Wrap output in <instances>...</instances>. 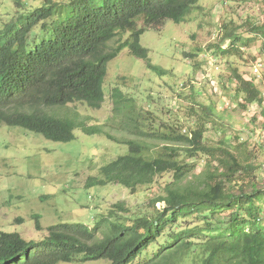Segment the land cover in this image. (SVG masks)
<instances>
[{
    "label": "trees",
    "instance_id": "trees-1",
    "mask_svg": "<svg viewBox=\"0 0 264 264\" xmlns=\"http://www.w3.org/2000/svg\"><path fill=\"white\" fill-rule=\"evenodd\" d=\"M199 2L45 0L28 16L21 14L0 30V127H21L55 142H70L81 129L88 135L105 133L109 139L127 144L129 154L103 166L102 178H89L88 186L117 184L135 194L141 187L154 185L159 177L171 175L173 179L162 195L149 202L150 208L131 214L124 203H116L94 228L57 224L48 227V235L41 241H28L17 232L0 229V264L76 260L264 264V180L258 177L259 146L251 145L253 136L246 138L243 132L228 138L230 125L214 102L208 99V103L191 107L185 121L189 131L184 132L179 119L165 120L154 111L138 110L133 98L115 88V113L121 116L125 111L117 129L128 130L135 137L126 140L106 132L104 125H89L78 114L58 117L45 110L80 103L101 109L109 63L126 48L133 56L148 60L141 35L149 28H161L167 20L187 21L200 8ZM16 5L24 6L21 0ZM222 29L217 49L223 56L239 53L236 43L242 41V35L264 40L263 23L231 20ZM127 32L130 37L125 39ZM227 41L230 43L224 48ZM147 64L161 75L168 73ZM230 76L236 100L264 105V91L255 80L247 79L238 68ZM262 114L264 117V109ZM211 129L222 138L208 144L206 134ZM199 160L203 162L200 170ZM34 220L40 229L38 216ZM98 231L102 238L96 240Z\"/></svg>",
    "mask_w": 264,
    "mask_h": 264
},
{
    "label": "rangeland",
    "instance_id": "rangeland-1",
    "mask_svg": "<svg viewBox=\"0 0 264 264\" xmlns=\"http://www.w3.org/2000/svg\"><path fill=\"white\" fill-rule=\"evenodd\" d=\"M21 2L24 6L20 9L16 0H0V30L21 14L28 16L45 0ZM199 7L185 22L167 20L161 28H149L141 35L140 44L148 50V60L133 56L126 48L109 63L106 99L101 109L80 103L46 108V112L58 117L78 114L89 125H104L106 132L126 140L135 137L128 130L117 129L125 111L123 109L121 116L115 113L112 99L115 88L122 90L127 98H133L138 110L154 111L165 120L179 119L184 132L188 129L185 121L190 108L197 107V102L208 103L209 99L215 103L216 110L226 116L230 125L228 138L240 132L246 138L253 136L251 145L259 146L258 177L264 180V105H245L236 100L235 82L230 76V71L238 68L247 79L254 80L253 65L264 63V40L253 41L252 36L242 35V41L236 43L239 53L234 56H223L217 49L225 22L250 20L264 24V0H200ZM39 32L37 29L38 35ZM129 37L130 32H127L125 39ZM190 54L195 56L188 57ZM148 62L168 73L161 75L150 69ZM256 83L264 91V85L260 81ZM112 124L115 125L111 127ZM221 138L222 134L215 129L206 134L208 144L217 143ZM128 154L127 144L115 142L105 133L88 135L77 129L74 140L55 142L21 127L1 126V231L17 232L28 241H41L47 237L48 227L57 224H83L94 228L116 203H124L131 214H140L150 208L149 202L162 195L164 186L173 180L171 175L157 178L154 185L141 187L135 194L117 184L88 186L89 178H102L100 169L103 166ZM198 162L200 170L203 162ZM35 216L40 220V229ZM101 233L97 232L96 240L102 238ZM59 264L111 263L108 260H76Z\"/></svg>",
    "mask_w": 264,
    "mask_h": 264
},
{
    "label": "built area",
    "instance_id": "built-area-1",
    "mask_svg": "<svg viewBox=\"0 0 264 264\" xmlns=\"http://www.w3.org/2000/svg\"><path fill=\"white\" fill-rule=\"evenodd\" d=\"M222 37L223 29L220 30L219 41H222ZM229 43L230 41H227L224 43L223 47L226 48L225 45H228ZM252 74L255 81H260L264 85V63L256 62L252 67Z\"/></svg>",
    "mask_w": 264,
    "mask_h": 264
}]
</instances>
